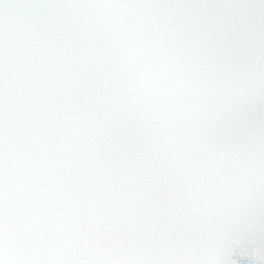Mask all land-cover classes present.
Wrapping results in <instances>:
<instances>
[{"label":"snow or ice","instance_id":"snow-or-ice-1","mask_svg":"<svg viewBox=\"0 0 264 264\" xmlns=\"http://www.w3.org/2000/svg\"><path fill=\"white\" fill-rule=\"evenodd\" d=\"M0 264H264V0H0Z\"/></svg>","mask_w":264,"mask_h":264}]
</instances>
